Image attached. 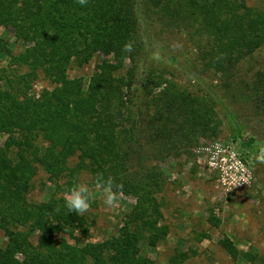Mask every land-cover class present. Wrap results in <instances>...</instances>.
<instances>
[{"label": "trees", "instance_id": "trees-1", "mask_svg": "<svg viewBox=\"0 0 264 264\" xmlns=\"http://www.w3.org/2000/svg\"><path fill=\"white\" fill-rule=\"evenodd\" d=\"M249 1L0 0L13 39L0 36V264H155L141 245L169 233L161 194L171 175L220 140L225 120L242 157L258 154L245 126L264 130V70L244 65L264 46V9ZM165 34L186 36L187 50H167ZM95 57L86 86L69 76ZM39 170L58 194L82 174L92 187L110 176L131 210L113 236L89 242L64 195L29 200ZM186 260L176 250L167 264Z\"/></svg>", "mask_w": 264, "mask_h": 264}, {"label": "rangeland", "instance_id": "rangeland-1", "mask_svg": "<svg viewBox=\"0 0 264 264\" xmlns=\"http://www.w3.org/2000/svg\"><path fill=\"white\" fill-rule=\"evenodd\" d=\"M249 4L264 9V0H250ZM0 36L9 37L13 41L9 31L0 29ZM164 37L167 50H171L173 54L180 55L187 50L186 36L165 34ZM188 57L191 56L188 54ZM193 59L194 57L189 58V61L192 62ZM96 61L97 57L82 68L72 67L68 72L69 76L82 77L86 86ZM5 63L0 61V67ZM263 65L264 46L249 57L244 66L247 69L252 67V72H256L264 70ZM172 77L180 88L187 87L188 91L196 94L190 82L186 83L178 76ZM44 86L47 84L37 82L33 92L38 94ZM221 129L220 140L216 143H201L194 158L185 162L179 172L171 175L161 194L164 200L162 222L168 226L169 233L154 249L141 245L142 254L155 264H167L170 255L176 250L187 255V260L182 264H264V164L256 162L252 158L254 155L246 156L245 153L242 157L238 143L232 144L229 140L232 139L233 130L226 120ZM245 131L253 137L259 152V148L264 147V130L251 124L245 126ZM4 141L5 136L0 134V146ZM217 145L228 146L240 155L241 158H238L251 172L248 184L237 186L239 178L235 181L231 179L238 176L233 168L227 170L225 180L218 171L209 170L208 157L202 149H213ZM81 182L88 184L89 177L82 174L78 183ZM32 183L33 187L28 195L30 201L44 202L53 196L66 194H58L42 170L38 171ZM88 186L92 192V201L89 211L84 215L89 227L87 241L100 242L117 232L125 215L131 210L133 199L121 195L116 206L109 208L104 205L100 191L89 184ZM3 240V233L0 231V244ZM226 240L239 251L236 257L227 254L223 248L222 243Z\"/></svg>", "mask_w": 264, "mask_h": 264}, {"label": "clouds", "instance_id": "clouds-1", "mask_svg": "<svg viewBox=\"0 0 264 264\" xmlns=\"http://www.w3.org/2000/svg\"><path fill=\"white\" fill-rule=\"evenodd\" d=\"M80 5H86L88 0H77ZM49 35H52L51 33ZM219 151L222 148L217 146ZM256 162L264 164V147L259 148L258 154L252 157ZM246 171V170H245ZM251 173L249 172L248 175ZM247 177L241 175L237 181V186L247 184ZM95 188L100 191L103 203L105 206L111 208L115 207L118 199L122 195L123 185L116 184L112 177L105 178L102 173H98L95 177ZM64 206L68 213H75L78 216H84L90 209V201L92 199V192L87 183L74 184L64 195Z\"/></svg>", "mask_w": 264, "mask_h": 264}, {"label": "built area", "instance_id": "built-area-1", "mask_svg": "<svg viewBox=\"0 0 264 264\" xmlns=\"http://www.w3.org/2000/svg\"><path fill=\"white\" fill-rule=\"evenodd\" d=\"M217 146L223 149V151H219ZM215 148H206L202 149V152L207 154L208 157V168L212 171H218L222 176V179H227V170L234 169L235 173H238V176H233L231 179L233 181L236 178H239L241 175L247 177V184L251 178V174L248 175L250 172L249 169L245 167L243 162L238 158L235 152H233L228 146H221L217 145ZM246 170V171H245ZM251 173V172H250ZM225 177V178H224ZM243 184L239 185L242 186Z\"/></svg>", "mask_w": 264, "mask_h": 264}]
</instances>
